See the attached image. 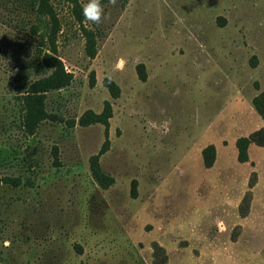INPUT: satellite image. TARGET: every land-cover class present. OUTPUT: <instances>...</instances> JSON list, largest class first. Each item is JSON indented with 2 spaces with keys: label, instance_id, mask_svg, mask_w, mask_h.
I'll list each match as a JSON object with an SVG mask.
<instances>
[{
  "label": "rangeland",
  "instance_id": "rangeland-1",
  "mask_svg": "<svg viewBox=\"0 0 264 264\" xmlns=\"http://www.w3.org/2000/svg\"><path fill=\"white\" fill-rule=\"evenodd\" d=\"M85 3L0 0V264H264V0ZM38 50L71 83L31 133Z\"/></svg>",
  "mask_w": 264,
  "mask_h": 264
},
{
  "label": "trees",
  "instance_id": "trees-1",
  "mask_svg": "<svg viewBox=\"0 0 264 264\" xmlns=\"http://www.w3.org/2000/svg\"><path fill=\"white\" fill-rule=\"evenodd\" d=\"M19 3L25 5L37 11L39 16L50 15L52 13L49 8L50 0H17ZM78 13V12H77ZM26 28L25 26H23ZM35 33L34 27L31 28ZM87 52L91 58L96 56L94 34L92 31L87 30ZM28 75L26 79L31 81L28 89L25 101L27 113L25 114L24 125L30 130L31 133L35 131L38 123L43 121L47 114L45 113L44 95L47 92L53 90H61L66 88L71 83V74L68 73L62 63V61L55 55L38 50L34 55V59L28 63ZM107 85L114 91L119 92L118 86L107 80ZM264 116V113L261 112ZM110 116H106L105 113L96 115L94 118L88 120L85 124L91 125L96 123L104 124L107 128L109 125ZM83 123V122H82ZM255 141L252 138H242L238 142L240 160L242 162L249 161L248 150L252 143ZM18 179L13 177L0 176V185L3 183H9L17 185Z\"/></svg>",
  "mask_w": 264,
  "mask_h": 264
},
{
  "label": "clouds",
  "instance_id": "clouds-1",
  "mask_svg": "<svg viewBox=\"0 0 264 264\" xmlns=\"http://www.w3.org/2000/svg\"><path fill=\"white\" fill-rule=\"evenodd\" d=\"M109 2L114 5L116 0H109ZM82 13L85 21L93 25H99L102 19L108 18L105 15L101 0H87V3L82 6Z\"/></svg>",
  "mask_w": 264,
  "mask_h": 264
}]
</instances>
